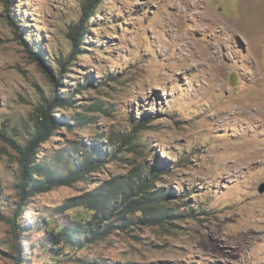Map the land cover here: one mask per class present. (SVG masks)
Returning <instances> with one entry per match:
<instances>
[{
  "label": "rangeland",
  "instance_id": "1",
  "mask_svg": "<svg viewBox=\"0 0 264 264\" xmlns=\"http://www.w3.org/2000/svg\"><path fill=\"white\" fill-rule=\"evenodd\" d=\"M87 2L0 0V264H264V0ZM84 155L109 160L23 197L21 161ZM144 178L163 216L112 214V182Z\"/></svg>",
  "mask_w": 264,
  "mask_h": 264
},
{
  "label": "trees",
  "instance_id": "2",
  "mask_svg": "<svg viewBox=\"0 0 264 264\" xmlns=\"http://www.w3.org/2000/svg\"><path fill=\"white\" fill-rule=\"evenodd\" d=\"M98 1L99 0H88L87 3L81 4V16H83L81 17L82 20L83 18L87 20L89 16H91V10ZM83 31V24H79L75 28L73 27V39L75 41L78 40V42L81 41L80 36L82 35ZM78 42H75V44H78ZM66 102L71 105L70 98L66 99ZM53 104L54 103H52L50 107L55 106ZM42 114L43 115L41 121L36 126L34 138L30 141L29 147L31 148H35L40 142L47 140L52 134L53 128L57 125V123L54 121V118L50 117L49 111L46 110V113ZM86 119L88 121L89 117L86 116ZM18 150L22 153V150H20V148H18ZM107 160L109 159H106L101 155L96 157H92L91 155H84L80 163H75V166L78 165L77 167H75V169L68 168L66 172H60L56 169H44L39 164L33 165L34 167L28 168V162L25 160L21 161L22 177L19 183L20 192L22 193L23 197H27L36 192L39 193L49 191L54 187L69 186L81 179L86 173L91 172L94 169L97 170V168L102 166L105 162H107ZM154 184L155 182L152 179L144 178L140 181L139 185H134L136 186L137 192L136 194H133L132 187L134 186H131V184H129L127 181H113V189L111 193L116 192L117 195L114 194V196L116 197L115 199H119V201L116 205L113 204V207L115 208H113L112 214L119 213L121 216L127 217V214L130 212L141 211L144 215H146L147 213L150 214V211L153 212V210H155L156 217L163 216L165 211L163 210L164 207L161 206V202L162 198L164 197H162V195L158 196L157 191H151L150 188L154 186ZM89 195L90 198L92 197L91 200L94 197L93 209H97L96 204L105 205L103 202L109 201L107 199V195H100V199H98L97 195L95 194ZM135 195L139 197L136 198ZM103 197L105 198V200H102ZM154 198H157L158 201L155 202ZM86 222L87 225L83 228V231L85 233H87L91 237L93 236L94 238H102L104 236L103 231H101L99 228V220H87ZM90 223L92 224L90 225ZM106 226H109V224H107ZM104 230L107 229L104 228ZM75 231L79 232V229H76ZM51 232L53 233H50L49 240H51V242H53V244L55 245L61 242H64L65 245L68 246H74L77 244L78 239L68 240L65 237L70 233V229H68V227H63L58 231Z\"/></svg>",
  "mask_w": 264,
  "mask_h": 264
},
{
  "label": "bare ground",
  "instance_id": "3",
  "mask_svg": "<svg viewBox=\"0 0 264 264\" xmlns=\"http://www.w3.org/2000/svg\"><path fill=\"white\" fill-rule=\"evenodd\" d=\"M256 105H257V104H256ZM244 107H245V106H244ZM254 109H255V108H254ZM259 109H260V108H259ZM259 109H258V110H259ZM259 112H260V113H263V112H262V109H260ZM248 114H249V113H248ZM257 115H259V114H257ZM257 115H256V116H257ZM256 118H257V117H256ZM254 120H256V119H254ZM260 121H261V120H260ZM248 123H249V122H248Z\"/></svg>",
  "mask_w": 264,
  "mask_h": 264
},
{
  "label": "water",
  "instance_id": "4",
  "mask_svg": "<svg viewBox=\"0 0 264 264\" xmlns=\"http://www.w3.org/2000/svg\"><path fill=\"white\" fill-rule=\"evenodd\" d=\"M259 191H264V185H262L260 188H259Z\"/></svg>",
  "mask_w": 264,
  "mask_h": 264
}]
</instances>
